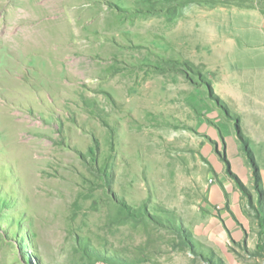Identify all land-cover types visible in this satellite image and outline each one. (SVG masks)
<instances>
[{"label":"rangeland","instance_id":"374dc122","mask_svg":"<svg viewBox=\"0 0 264 264\" xmlns=\"http://www.w3.org/2000/svg\"><path fill=\"white\" fill-rule=\"evenodd\" d=\"M253 6L0 0V264H264L260 156L214 70Z\"/></svg>","mask_w":264,"mask_h":264},{"label":"crops","instance_id":"0c3cea01","mask_svg":"<svg viewBox=\"0 0 264 264\" xmlns=\"http://www.w3.org/2000/svg\"><path fill=\"white\" fill-rule=\"evenodd\" d=\"M244 10L250 12L253 23L249 20L243 22L242 27L246 28L244 31L247 33L244 38L234 39L236 36L231 34L232 43L229 47L236 54H232L234 63L228 72L221 70L223 66L214 67V70L221 74L226 91L237 99V113L233 115L239 117L242 132L255 154L260 156L264 182V10L254 6ZM212 115L219 117L215 111ZM211 132L215 134L213 130ZM230 134L228 137L233 141L232 129Z\"/></svg>","mask_w":264,"mask_h":264},{"label":"bare ground","instance_id":"6f19581e","mask_svg":"<svg viewBox=\"0 0 264 264\" xmlns=\"http://www.w3.org/2000/svg\"><path fill=\"white\" fill-rule=\"evenodd\" d=\"M47 3V2H46ZM27 17H29L28 15H27ZM38 24V23H37ZM36 24V25H37ZM33 26V25H32ZM165 29H166V27H165ZM31 30V27H25V29H24V35H26L27 36V34L29 33V31ZM178 44H179V41H178ZM13 47H15V46H13ZM20 47V46H19ZM181 47V46H180ZM180 47H178L179 49H180ZM14 51V50H13ZM183 52V51H182ZM13 53V52H12ZM14 56V55H13ZM182 56V55H181ZM181 59H184L185 60V58L183 57H181ZM180 107L181 106H179V110H180ZM166 133V132H165ZM166 135V134H165ZM183 138V133L182 132H180V131H176V133L175 134H173V137H172V140H177V141H179L180 139H182Z\"/></svg>","mask_w":264,"mask_h":264}]
</instances>
